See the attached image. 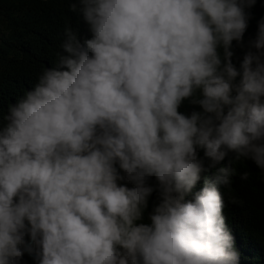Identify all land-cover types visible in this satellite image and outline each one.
<instances>
[{
    "label": "clouds",
    "instance_id": "1",
    "mask_svg": "<svg viewBox=\"0 0 264 264\" xmlns=\"http://www.w3.org/2000/svg\"><path fill=\"white\" fill-rule=\"evenodd\" d=\"M255 3H71L90 38L66 25L0 108V264H238L220 188L237 161L264 180V18L233 63Z\"/></svg>",
    "mask_w": 264,
    "mask_h": 264
},
{
    "label": "trees",
    "instance_id": "2",
    "mask_svg": "<svg viewBox=\"0 0 264 264\" xmlns=\"http://www.w3.org/2000/svg\"><path fill=\"white\" fill-rule=\"evenodd\" d=\"M72 2L74 0H0V21L5 22L7 32L0 42V108L5 112L9 104L37 83L43 69L52 65L55 53L60 51L66 25L77 31L82 41L90 38L78 13L70 10ZM247 11L250 18L244 34V46L233 42V63L237 68L248 51L249 40L255 37L258 22L264 18V0H256ZM194 109L199 110L185 101L180 111L190 114ZM199 155L207 167L209 161L204 158L202 150ZM233 156L229 153L222 163L227 166ZM233 166L236 175L232 177L231 193L225 187L220 191L225 202L223 215L226 226L239 254L238 264H264V180L251 161H237ZM211 171L206 174L210 175ZM243 171L250 173L247 181L239 179ZM200 187L202 182L196 190ZM230 194L236 197L237 203L229 201ZM155 202L156 193H153L143 222H149L147 212ZM20 264H36V261L25 253Z\"/></svg>",
    "mask_w": 264,
    "mask_h": 264
}]
</instances>
